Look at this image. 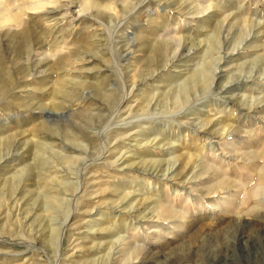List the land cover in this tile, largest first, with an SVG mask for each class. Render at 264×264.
I'll return each instance as SVG.
<instances>
[{"label":"rangeland","instance_id":"obj_1","mask_svg":"<svg viewBox=\"0 0 264 264\" xmlns=\"http://www.w3.org/2000/svg\"><path fill=\"white\" fill-rule=\"evenodd\" d=\"M68 1H70V2H68ZM79 1L80 0H59L57 3L58 9H59V10H57V12L59 13V15H58V13L55 14L54 18L51 20L53 22L50 21V25H48V27H51V25L54 22H56L54 25L55 27H53V30L54 31L58 30L59 31L58 34L61 33V31L63 32V30H64L69 35V36L67 35L66 41H72L75 38V36L79 34L78 31L80 29V25L78 24V22L83 21V19L85 18L86 23L87 24L90 23L89 30H91L92 32L95 33V36L93 35L94 37L91 36V38L92 39L97 38V42L99 41V43H100V44L98 43L97 44L98 46H97L96 42L95 43L93 42L95 44V47L96 48L99 47V49H100V48H102V46H104L102 48L103 50L100 49L99 52H101V51L103 52L105 50L107 52L111 51V53L109 52V54H111L113 56V58H111V59L107 58V59L103 60L104 65H102L103 67H101L102 69H100V70L96 66L97 63L95 62L96 60H95V57L93 56V50H91V51L89 50L88 51L89 53H87L86 57L84 59H79L77 61L76 66L74 67L75 68L74 70H76L75 73L78 72V73H76L78 75V78L77 77H75V78L79 79V80H88L89 79V80L93 81L94 79H91V78L93 76L99 75V72H105V73L108 72L109 73L108 77L106 78L107 82H105V83H108V82L109 83L108 84L104 83L106 88L108 86L109 87L107 89L105 88L106 90L105 89H103V90L105 92L107 91V93H110V92L112 93V96H113L112 101L108 105H106L105 103H104L105 105H103V104L94 103L93 98L87 97L84 99V102H82V104L84 103L82 109L85 108L88 111L91 110L90 112H101L103 114V122L109 118L108 119L109 122H108V126L106 127L107 129L105 131V134L107 135L108 141H110V142H108L109 145H107V148L103 151V153H101L99 155V157L96 154H98V151L102 152L101 148H99V147L92 148L93 149L92 155L94 156L93 158L95 160L89 164V166H90V167H88L89 173L85 174L86 175L85 177L88 176L87 178H90V183H89V186H88L87 192H86L87 194H85V192H84L83 194H81L79 196L78 202L73 206L72 210L70 209L72 207V205H71V202L69 201V199H70L69 195H71V192H69V190H66L65 188L59 187V185H55V189H57V191L60 190L58 193V195H59L58 197H61L63 195V193H65L64 196H65V198L68 197V198H66L68 200H67V202H62L61 205H59L60 204L59 203L57 206H54L49 210L42 209V207L40 205L42 203L41 202L42 196L38 195V194H40V191H38V190H33L34 192L27 193V194L24 192V194L26 196H24V194L22 196V194L19 191L14 196L15 198L14 197L9 198L8 192L6 189V185H8V184L5 181H3V178L6 177L8 174H10L12 171H7L5 169H7V167H9V169L13 170V169L21 166V164H23L24 162L32 161L31 158L34 154L32 152V150L34 151V149L32 148L30 150V147H29L30 145H28V146L22 145L20 143L18 144L17 142L9 143L11 146L9 144L8 145L6 144L7 145L6 146L4 143L2 144L0 142V148H1L0 152L3 155H5L7 153V155L5 157L0 159V188H1L2 193L5 192L4 194H2V196L0 198V207L3 208V209L0 208V226L2 227V228L0 227V236H1L0 237V247H1L0 248V264H52L54 262V258H55V244H54V241L49 236L48 224L50 225V223H52V225H54V224L58 225V223L62 222L65 219L64 217H66L67 213L70 211L73 212L74 217L72 220H70L71 224H67V226H65L63 234H62L63 238H62V244H61V255H62L61 257L63 258L62 260H65L64 264H73L77 258L78 259L81 258L80 259V260H82L81 263L86 264L87 259H85V258L89 259L91 257L96 256V254L99 253V251H97L98 249H97L96 245L99 244L98 242H104L107 239L106 238L102 239L100 237L103 233H101L97 229H95L96 226L94 223L101 222V221H103L104 218L108 220L107 223H109V219L112 218L111 219V222H112V220L114 219V215L117 214L118 210H120V216L122 214V216L126 217L127 219L130 216L134 217V213H130L129 210L127 209V204L129 202L128 200L133 201L135 199L136 201L135 202L133 201V202L137 204L138 201H140L141 196H143L142 193L145 191L146 192L149 191L150 187L154 186L153 184L149 185L148 180L142 181L139 184H135V182H131L129 179H127L129 177V175L124 174L123 177H120L118 175L119 173L117 172L116 169L118 168L117 165L120 164L119 162L122 161L121 160L122 157L119 155L121 150H122L121 155L122 156L124 155L125 162L122 161V164H120L118 166H120L124 171H128L127 167H130V165H133L132 163H134V166H131V167L136 168V166H138V167H140V170H141L143 165L141 164V162H138V161L142 158L143 159L146 158L147 160H148V158L151 159L153 157L158 158V159H168V158L170 159L175 154H178V151H179V149H177L178 144L183 141V137H185L186 134L192 135V133L195 129L200 128L201 130H204V129H210L212 131L214 130L212 134L216 138L223 137V136H224V138H226L228 134L231 135L230 133L236 132L235 129H233L229 133L230 128H229V130L228 129L222 130L220 128V126L223 125L224 118H226V117H229L232 120V124L240 126L241 129H248V131L253 134V138L255 137L254 140H257V139L259 140L260 138H264V135H263L264 134V119H263L264 118L263 117L264 116V78H263L264 77V59L262 60V58H264V53H261V52H264V48H262L260 46H257L256 48H252L249 46H245L243 44L242 45L238 44L234 40L232 41V39H231V40L222 42V43H225V45L221 44L222 49H220L218 46L219 42H216L217 46L214 45L215 47H212L213 48L212 52H211V50L208 51L209 45L211 42V39H209L210 38L209 34L211 32L210 30L213 28L215 23H218L219 21H221L223 19L224 15H225L226 21H224L225 24L223 22L224 25H222V23H221L222 28H223L221 30V34L226 33V28H227L229 22H233V26H232L233 28L231 27L230 33H229V36H231L234 33V31L236 33L239 30V28L242 25V22L246 21V22H248V24L251 23L252 26L255 24L252 28H254L256 26L254 29H251V32H250L251 35L258 36L257 33L259 35H262L264 33V30H263V28H264V25H263V23H264V18H263L264 17V8H263L264 7V0H247V1L246 0H225V2H224V0H223V2H222V0H210V1L209 0H198V1L197 0H190V1L189 0H183V1L179 0L180 2L178 0H129V2L126 5H123L122 9L118 12L117 16L111 17V19L107 18V13L106 14H104V13L100 14V13H97L96 11H94L93 9H91V11H89V12H87L86 10L85 11L82 10L79 7L80 6ZM118 1H120V0H118ZM161 1H163V2H161ZM174 2H177V3L174 4ZM182 2H183V5H182ZM207 2H209V4L212 5L211 6L212 8L211 7H208L209 9L206 8V6L208 5ZM220 3H222V4H220ZM196 4L198 5V7ZM214 4L216 5V7ZM135 5L138 6V8ZM67 6L69 8H71L73 10V12H70L71 9L69 10L67 8ZM146 7H148V8H146ZM160 8H164V12L166 13L165 16H167L166 23L168 25H166V27L164 29L165 30L164 32L166 33V38L168 36H170L173 32L175 33L176 31H177L176 34H179L181 32L179 35H182L183 38H185L186 43L185 42L183 43L182 53H181V55L180 54L177 55L174 58V60L170 61L165 67H158L157 68L158 71L154 72L151 75L152 78H151V76L146 75V73L144 74V75H146L145 79H143V75L134 76L135 78L132 79V81H129L131 83V84L129 83V87L128 86L124 87V84L122 83V82H124L123 79L120 77L117 78V76L115 75V71H116L115 66L117 68H119V70H120V72H122L124 78L127 79V76H129V74L131 73L129 71L131 69V67L133 68L135 66V64L137 67L138 62L140 64L143 63V62H141L143 60L142 55H144L145 52L149 53V50L144 51V49H142L138 45L139 41L138 40L135 41L132 38H134L133 36H135L137 34V30H138L137 28H140L141 30H146L145 28H147V30L149 29L150 24L148 23V21L145 17L146 12L150 11V13H153L155 16V14L160 11ZM221 8H225V10L221 9ZM228 8H229V10H227ZM213 10H215V11H213ZM129 12H131V13H129ZM136 12H137V14H136ZM224 12H225V14H224ZM236 12H238V13H236ZM71 13L73 16L71 15ZM211 14H212V18L210 17ZM186 15L189 16L190 18L187 17ZM198 15H199V19L194 18L195 16H198ZM201 15H203V16L201 17ZM237 15H238V17H237ZM124 17L126 20L123 19ZM242 18H244V19L246 18V19L242 20ZM73 19H75L76 21ZM171 19H172V21H171ZM247 19L250 22L247 21ZM90 20H91V22H90ZM144 20H146V21H144ZM120 21H121V23H120ZM237 23H239V25H237ZM80 24L82 26V23H80ZM116 24L118 25V27L115 30H113L115 28ZM145 24H147V25H145ZM200 25H202L203 27H201ZM211 25H212V27H211ZM71 28H72V30H71ZM100 29H101V31H100ZM173 29H174V31H173ZM91 31H88L86 29V30H82V33L88 34ZM133 33H134V35H133ZM160 33H161V31H159V29H153L152 32L148 33V36L152 39L158 38ZM98 34H100V35L98 36ZM119 34L120 35L122 34V36H120ZM204 34H206V35H204ZM59 36H60V34H59ZM207 36H208V38H207ZM196 37H197V39H196ZM203 37H205V38L203 39ZM189 38H191V39H189ZM202 39H203V41H202ZM206 40H208V41H206ZM63 42L64 41H61L60 43L62 44ZM194 42L197 44H195ZM192 43L195 45H193ZM206 43L208 44V46ZM212 43H213V41H212ZM234 44H236V45H234ZM129 45H130V47H129ZM232 47H234L233 50L231 49ZM0 48H1L0 49V51H1L0 55L2 56L3 64L4 65L7 64L8 66L14 65L15 61L13 60V55H12L13 52L6 50L3 45ZM42 48H45V47H42ZM109 48L111 50H109ZM126 50H127V52H125ZM228 50L229 51L231 50L233 53L232 52L230 53ZM207 51H208V53H207ZM226 51H227V54H226ZM47 52H48V48H47ZM194 52H196V53H194ZM126 53H127V55L124 56ZM198 53H200V54H198ZM217 53H218V55L220 54L222 56V58H221L222 61L219 59L220 55L218 56ZM150 54H152V52H150ZM212 54H213V56H212ZM90 55H91V57H90ZM186 55L188 58L186 57ZM192 55H193V57H192ZM202 55H203V58H202ZM223 55H224V57H223ZM137 57L141 61H139V59ZM254 58H255V60H254ZM5 59H6V61H5ZM195 59H196V61L198 59L199 60L196 62ZM123 61H124V63H123ZM179 61L183 62V63H180ZM247 61H249V63ZM115 62L117 63L116 65H115ZM134 62H135V64H134ZM230 62H233V63H230ZM175 63H176V65H175ZM187 63H189V64H187ZM217 63L219 66H218V68H215L214 70H216V69L218 70L219 68H221L223 70L218 71V72L216 70L217 78L211 84L210 88H206L205 90L200 91L195 96L191 97L188 101H184L180 106H176L177 104L176 105L172 104V99L165 97V93L168 91V89L169 88H171V89L175 88L178 85V83L184 77L189 75V73L191 72L192 69H194V67H200L201 64L202 65L205 64L206 66H208L210 68L211 67L214 68V64L216 65ZM223 64H224V66H223ZM191 65L192 66L195 65V66H193L191 68ZM228 65H230V66H228ZM241 66H243V67H241ZM250 66H251V69H250ZM92 67H94V68H92ZM107 67H109V68H107ZM257 71H259V72H257ZM93 72H95V73H93ZM128 72H129V74H128ZM167 72H170L169 75L166 74ZM173 72H176L177 75H173ZM226 72H227V74H226ZM247 72H248V76H247ZM49 74H51V73H49ZM223 74H225V76ZM42 75H44V74H42ZM115 76H116V78H115ZM230 76L231 77L233 76V79ZM154 77H156V78H154ZM80 78H82V79H80ZM83 78H86V79H83ZM108 79H110V80H108ZM224 79H227V80H224ZM21 80L22 79H20L19 81L17 80L16 82L18 84L25 82V79H23L22 81ZM30 80H32V78ZM118 80H119V82H118ZM246 80H248V81H246ZM167 81H168V83H165ZM240 81H242V82H240ZM159 83L161 85L158 86ZM223 86H224V88H223ZM254 86L256 88H254ZM77 87L78 86L73 84V83L72 84L67 83V88L68 89L70 88L72 93L75 95L79 91V87L78 88ZM112 87L114 88V90H112L113 89ZM16 88H18V89H16ZM16 88H15L16 90L13 89V91L12 92L10 91L7 96L2 97V99H0V136L2 135V131H4V130L5 131H8V130L18 131L19 129L26 128V127L31 128L38 121V119H45V117L48 120H52L55 118L61 119V118L49 115L50 113H48L46 111L47 110L46 109L44 111L42 110V112L45 115L41 116L40 118L39 117L35 118L36 120H33L32 121L33 123H31V124L29 123L27 125H24V124L22 125V119H25V118L31 119L32 117H34V115L36 113H38V110L36 108H34L37 104H41V103L44 104L47 102L46 105L49 103L48 106L52 107L51 103L53 101V98H51L50 95L45 96L46 94H43V92L40 89L37 90L39 92L38 93L37 91L36 92H30V91L24 92V89H19V87H16ZM136 88H138L140 90V92H138L139 90ZM25 89H27V88L25 87ZM160 89H161V91H160ZM126 90H127V92H126ZM147 90H149V91L147 92ZM259 90H261V91H259ZM156 91H158V92H156ZM240 91H242V92H240ZM159 92H161V93H159ZM122 94L127 95V96H125V100L123 103L125 104V108L127 107L128 109L126 108L124 111H122L121 115L112 113V112H114L113 110L116 107V105L120 102V100L123 96ZM204 94H206V95H204ZM92 95L94 96V93L91 94V97H92ZM212 95H214V96H212ZM215 95L218 99L215 97ZM232 95L234 96V98ZM241 95H242V98H241ZM250 95L253 99L250 97ZM20 96L24 97L27 102H30V104L27 105L28 108L24 107L23 111H22V107L17 105V103L20 101V98H19ZM47 97H50L51 100ZM3 99L5 101H3ZM134 99H136V100L134 101ZM226 99L230 102V104L228 103V106L231 105L232 108H234L233 113L229 114L228 116L224 112L216 111L219 109L218 108L219 106H217L218 103L221 102L222 100H226ZM89 100H91V101H89ZM149 100H151V101L147 106V103L149 102ZM163 100H164V103H163ZM38 101H39V103H38ZM137 101H138V103H137ZM90 102H92V103H90ZM104 102H106V100ZM240 102H241V105L239 104ZM91 105L93 107H91ZM249 105H252V106H249ZM68 106H71V107L73 106L74 108H78V106L75 104L74 101L71 105L69 104ZM212 106L214 108H212ZM247 106H249V107H247ZM19 107L21 109H19ZM158 107L160 108V110ZM180 109H181V111H180ZM165 110L167 113L165 112ZM245 110H247V111H245ZM173 112L175 114H173ZM213 112H218V113H216V115H215V114H213ZM178 113L180 114V116H178L179 115ZM207 113H210V115L212 117L210 122H205V120H206L205 116ZM19 114L24 115V116H20ZM159 114H162V115H159ZM187 114H188V117L186 116ZM190 115H192V119L190 118ZM251 115H252V117H251ZM196 116L197 117L199 116L200 119H199V117L197 119ZM140 117H142V118L144 117V119H142ZM122 119H123V122H125V123L122 122ZM179 119H184V120H179ZM185 119H188L189 123ZM213 119L214 120L216 119L215 121H218V122H215ZM234 119H236V120H234ZM77 120H78V122H80V124L83 125L84 120L87 121L88 118L82 117V118H77ZM126 121H127V123H126ZM176 121H177V123H176ZM179 121H181V122H179ZM194 122L197 124H195ZM200 122H202V123L204 122V123L201 124ZM15 123H18V125H19V127H17V129L14 128V126H16ZM236 123H238V124H236ZM258 123H260L261 125ZM213 125H214V127H213ZM247 127H249V128H247ZM251 127H253V128H251ZM260 128H262V129H260ZM136 129H138V130H136ZM217 129H219V130H217ZM215 130H217V131H215ZM240 131L241 130H239L240 136L236 135V137L243 138L244 133L246 131L245 130H244V132L241 131L243 133H241ZM216 133H217V135H216ZM214 136H213V138H215ZM202 141L203 142L206 141L205 138H202ZM142 142H143V144H141ZM58 143L59 142L54 144L55 147L53 146L57 150H60V148H62L63 146L67 147V145H68L66 142H64V143L67 145L60 142L59 144L62 146H60ZM240 143H241V145H244L243 142H240ZM157 144L158 145L160 144L161 146L160 145L158 146ZM1 145H3V146H1ZM208 147L209 146H207V150H206L207 152H205V155L212 156L210 150L208 153ZM92 149H90V150H92ZM107 149H110V150H107ZM150 149H152V150L150 151ZM70 152H71V154L74 153L70 149L64 150V153H66V154L67 153L70 154ZM147 152H150V154H147ZM154 152L155 153L159 152V153L155 154ZM206 153H208V154H206ZM47 154H48L47 152H45V153L42 152L43 156H47ZM116 155H117V158H116ZM140 157H142V158H140ZM155 158H153V159H155ZM102 159H103V161H102ZM111 159L113 160V164H112ZM132 159H133V161H132ZM21 160H24V162L20 163ZM99 160H101V161H99ZM127 161H128V163H127ZM129 162H132V163H129ZM165 162L166 161H162L158 164L156 163V165L155 164H153V165L155 167H159V169L161 168L159 170V171H161L166 166ZM150 163L151 162H149L148 165L147 164H144V165L150 166ZM114 164H116V166ZM125 164L128 166H126ZM138 164H140L142 166H140ZM32 165L34 166V163ZM230 165L233 168H231L232 170H229V171L230 172L234 171V173L233 172H231V173L235 176H237V173L239 176L240 172L245 171L243 166H242L243 169L242 168L240 169L238 164H236V165L233 164V161L230 163ZM72 166L75 167L76 169L71 171L68 168L61 167L60 169H58V171L55 172V175L58 178L63 177V180L65 182H67V181L78 182L77 180H79V168L81 167V163H79L78 165H72ZM50 168H52V167H50ZM102 168H105V169H102ZM106 169L108 171H106ZM59 170H61V171H59ZM237 170H238V172H237ZM63 171H64V174H63ZM93 172L97 175H94ZM138 177H139V179H137ZM138 177L136 178V181L141 180V179H145V177H143L140 173H139ZM162 177L166 178L165 176H162ZM240 177H242V175ZM93 178H96V179H93ZM108 178H110V179H108ZM115 178H116V180H115ZM103 180L104 181L106 180V181L104 182ZM108 182H109V184H108ZM110 183H111V185H110ZM132 183H133V185H132ZM115 184H117V185H115ZM154 184H155V181H154ZM131 185H132V187H131ZM115 186H116V189H115ZM125 187L127 188V190L124 189ZM118 188H120V189L118 190ZM70 189H73V184L70 187ZM102 189H104V190H102ZM133 189H135V191L136 190L137 191L134 192ZM114 190L120 191V193H121V190L122 191L124 190L123 192H126V191L129 192V196H131L132 194L133 195L131 197H128L127 198L128 200L123 199V197H122L121 201L119 202V205L114 207V203L110 202V200L112 198L116 197V199H117L116 194H114ZM35 191H36V193H35ZM57 191L54 190L55 193ZM88 192H90V194ZM131 192H132V194L130 195ZM60 194H62V195H60ZM173 194L174 193L171 192L172 197H173ZM20 196H22L24 198H22V197L19 199L16 198V197H20ZM34 196H36V197H34ZM109 196L112 198L110 199ZM118 196H120V195H118ZM26 197L28 198V200ZM30 197H32V198H30ZM174 198H175V200L173 202L176 204H181V203L183 204L186 201L183 198V194H181L180 192L176 195V197L174 196ZM23 199H25L26 201ZM32 199L34 200V202ZM19 200H21V201H19ZM205 200H207L206 197L201 198L198 202H196L195 208L191 207L189 202L186 201V205H189L188 213L186 215V218L184 219V223H183L182 227L179 228L178 231H174L175 234H173V233L171 234V235H175V236L166 237L165 232H164V229L166 230V228L163 227L164 225H162V227H155L154 228L153 226L150 225V223L152 221H148L147 223H145L148 228L146 229V227H145V229H144L145 231L143 233L144 234L145 233L151 234V232H152L151 235H153V238L149 237L151 240L149 239L150 242L149 243L147 242L145 244V246H146L145 248L147 250L145 249L142 252L143 255L141 254L142 256L140 255L137 260H133L128 264H264V206L260 207L258 209L260 211L255 212V214L252 212L251 215H244V217H240V218H237V216H230V217L225 216L222 218V220L218 221L217 218H215V215L203 211L205 206H206ZM105 202L107 204H105ZM108 202H109V205H108ZM30 204H32V205H30ZM121 204H122V206H121ZM26 205L30 209L29 208L27 209ZM107 205H108V207H107ZM109 206H110V208H109ZM123 206H126V207H123ZM144 206L145 205H142V204L138 205L137 209L146 211L147 209H145ZM10 207H12V210ZM33 208L35 209V211ZM115 208H117V210ZM86 209H89V210L87 211ZM42 210H44V211H42ZM38 211L40 212V214H38L39 217H37V216L34 217L33 212L38 213ZM78 211H80V212H78ZM102 212H103V215H100L102 218L99 216L98 219L95 220V218ZM26 214L29 217H27ZM257 214H260V215H257ZM13 215L16 217L14 218ZM55 215H57V216H55ZM25 216H26V218H25ZM52 216L54 217V219ZM43 217H45V218H43ZM191 217L193 220L191 219ZM48 218H50V219H48ZM134 218L136 219V221H139L138 224H140L141 221L147 220V218L140 217L139 215L135 216ZM248 218L250 219L249 221H247ZM46 219H47V221H46ZM153 220H155V217H153ZM230 220H231V222H230ZM153 222L155 223L156 221H153ZM242 222H244V225H246V226L241 228L238 225H239V223L241 224ZM249 222H251V223L249 224ZM2 223H3V225H2ZM118 223H119V220H116V224H118ZM39 224H41V225H39ZM235 225L239 229H237ZM12 226H14V227H12ZM150 227L154 228L153 229L154 231H152V229L150 230ZM160 228L162 230H160ZM44 229H46V230H44ZM239 231H243L242 235H244V237L240 238V235H237L239 233ZM136 232H138L140 235L142 234L141 230H137ZM120 233H123V232H120ZM70 234H71V236H72V234L74 235V236H72V238H73L72 244H74L73 248H71V245L69 244L70 243V241H69L70 240L69 239ZM168 234L169 233H167V235ZM35 235H37V236H35ZM48 237H50V238H48ZM87 237H88V239H87ZM249 237H250V239H249ZM13 238H15V240ZM67 238H68V240H67ZM98 239L99 240L102 239V240L98 241V242L95 241ZM90 240L94 241V243H92ZM206 240H208L209 245H205ZM90 242H91V244H90ZM94 244H96V245H94ZM75 246L76 247L82 246V247H80L81 249H79V248L77 249ZM68 248H70V249H68ZM89 248H91V249H89ZM171 249H172V251L175 250L177 252L183 251L182 252V254L184 255L183 258L181 257V258H179V260H175L172 254L168 255V253L171 251ZM69 253H72V254H69ZM225 254H227V256ZM89 255L91 257H89Z\"/></svg>","mask_w":264,"mask_h":264},{"label":"bare ground","instance_id":"obj_2","mask_svg":"<svg viewBox=\"0 0 264 264\" xmlns=\"http://www.w3.org/2000/svg\"><path fill=\"white\" fill-rule=\"evenodd\" d=\"M58 1L59 0H0V47L3 45L6 50H8L10 52H13V54H12L13 55V60L15 61V62L13 61L15 63L14 65H9V66L7 64L4 65L3 61H2V56L0 55V99H2V97L7 96L10 91L11 92L13 91V89L14 90L18 89L16 87H19V89H24V92H27V91L36 92L38 89H40L43 92V94H46L45 96H49L50 95L51 98H53V101L51 103L52 107L48 106L49 103L46 105L47 102L44 103V104L43 103L37 104L36 106L34 105L35 106L34 108H36L38 110V113H36L34 115V117H32L31 119H28V118L22 119V125L23 124L27 125L29 123L31 124V123H33L32 122L33 120H36L35 118H37V117L40 118L41 116L45 115L42 112V110L44 111L46 109H47L46 111L48 113H50L49 115L61 118V119L55 118V119H52V120H48L45 117L46 120L45 119H38V121L34 125L32 124L33 127H31V128L25 126L26 128L19 129L18 131H16V130L5 131L4 130V131H2V135L0 136V142L2 144L4 143L5 145L6 144L8 145L9 143L17 142L18 144L20 143L22 145H27V146L30 145L29 146L30 150L32 148L34 149V151L32 150V152L34 153L32 158H31L32 161L24 162V160H21L20 163L24 162L23 164H21V166L15 168L13 170L9 169V167H7V169H5L7 171H12L7 176L5 175L6 177H4V178L2 177L3 181H5L8 184V185H6V189H7L9 198L10 197H14L19 191H20V193L23 196L24 192L27 194V193L34 192L33 190H38V191H40V194H38V195L42 196V201H41L42 203L40 205H41L42 209H44V210L45 209L49 210L52 207L57 206L59 203H60L59 205H61L62 202H67V200H68V199H66L68 197L65 198V196H64L65 193H63V195L60 194L62 196L58 197L59 196L58 193H59L60 190L57 191V189H55V185H59V187L65 188L66 190H69V192H71V195H69L70 196L69 201L71 202V205H72V207L70 208L71 210L73 209V206L78 202L79 196L81 194H83L84 192H85V194H87L86 192H87V188H88L89 183H90V178H87L88 176L85 177L86 176L85 174L89 173L88 172V167H90L89 164L95 160L93 158L94 156L92 155V151H93L92 148H96V147L101 148L102 152L98 151V154H96L99 157V155L101 153H103V151L107 148V145H109L108 142H110V141H108L107 135L105 134V131L107 129L106 127L108 126V122H109L108 119L109 118L106 121L103 122V114L101 112H90L91 110L88 111L85 108L82 109L83 104H84V103L82 104V102H84V99L88 97V98H93L94 103L108 105L112 101V98H113L111 92L107 93V91L105 92L103 90V89L106 88L104 83L107 82L106 78L109 75L108 72H107L108 74L105 73V72H99V75L93 76L91 78V79H94L93 81L89 80V79L88 80H79V79L75 78V77L78 78V75L76 74L78 72L75 73L76 70H74L75 69L74 67L77 64V61L79 59H84L86 57L87 53H89L88 52L89 50L90 51L93 50V56L95 57V60H96V61L95 60L94 61L97 63L96 66H97V68L99 70L102 69L101 67H103L102 65H104L103 64V60H105L107 58L111 59V58H113V56L111 54H109V52L111 53V51L107 52L105 50L106 52L105 51L99 52L100 49H102L104 46H102V48H100V49H99V47L98 48L95 47L94 43L96 42V45H97L99 43V41L97 42V38L96 39L95 38L94 39L91 38V36H93V35L95 36V33L92 32L91 30H89L90 23L87 24L85 18L83 19V21H80V22L77 21L78 24L80 25V29L78 31L79 34L76 35L75 38L72 41H66L67 40L66 37H67L68 34L64 30H63V32L61 31V33H59L60 36L58 34V32H59L58 30H55V31L53 30V27H55L54 25H55L56 22H54L51 25V27H48V25H50V21L54 18L55 14L58 13L57 12V10H59L58 6H57L58 5L57 4ZM180 1H183V0H180ZM68 2H70V1H68ZM79 2H80V6L79 7L82 10H84V11L86 10L87 12H89V11H91V9H93L94 11H96L97 13H100V14H103V13L106 14L107 13V18L111 19V17L117 16L118 12L122 9L123 5H126L129 2V0H120V1H118V0H80ZM161 2H163V1H161ZM222 2H223V0H222ZM224 2H225V0H224ZM175 3H177V2H174V4ZM207 3H208V5L206 6V8L212 6L211 4H209V2H207ZM220 4H222V3H220ZM182 5H183V2H182ZM136 7L138 8V6H136ZM197 7H198V5H197ZM215 7H216V5H215ZM67 8L69 10L71 9L68 6H67ZM146 8H148V7H146ZM225 8H221V9L225 10ZM227 10H229V8ZM213 11H215V10H213ZM70 12H73V10L71 9ZM129 13H131V12H129ZM236 13H238V12H236ZM136 14H137V12H136ZM165 14L166 13L164 12V8H160V11L157 12L155 14V16H154L153 13H150V11L149 12L147 11L146 14H145V17H146L148 23L150 24L149 25L150 26L149 29L147 30V28H145L147 30L146 31V30H141L140 28H137L138 29L137 30V34L135 36H133L134 38H132L135 41L136 40L139 41L138 45L142 49H144V51H148L149 50V53L145 52L144 55H142L143 56V58H142L143 60L142 61L137 57L139 59V61H141L143 63L140 64L138 62V66L136 67V64L134 62L135 66L133 68L131 67V69L129 70L131 73L129 74V72H128L129 76H127V79L124 78V76H123L122 72H120L119 68H117L115 66V68H116L115 75L117 76V78L120 77V78L123 79L124 82H122V83L124 84V87L125 86L129 87V83H130L129 81H132V79L135 78L134 76L143 75V79H145L146 75L151 76L154 72L158 71V69H157L158 67H165L170 61L174 60V58L177 55H179V54L181 55L182 49H183V43L185 42V38H183L182 35H179L181 32L179 34H176L177 31L175 33L173 32L171 34L172 36L170 35V36H168L166 38V33L164 32L165 31L164 29H165L166 25H168V24L166 23L167 16H165ZM224 14H225V12H224ZM58 15H59V13H58ZM71 15H72V13H71ZM202 16L203 15H201V17ZM187 17H189V16H187ZM210 17L212 18V14H211ZM237 17H238V15H237ZM194 18L199 19V15L195 16ZM123 19H125V17ZM245 19L242 18V20H245ZM73 20H75V19H73ZM144 21H146V20H144ZM171 21H172V19H171ZM224 21H226L225 20V15L223 16V19L221 21H219L218 23H215L213 28L210 30L211 32L209 34V37H210L209 39H211V42H210L208 51L211 50V52H212V49H213L212 47L217 46L216 42H219L218 46H219L220 49H222L221 48V46H222L221 44L225 45V43H222V42L223 41H228V40H231V39H232V41L234 40L236 43L241 44V45L243 44L245 46H249V47H252V48H256L257 46H260V47L264 48V33L262 35H259L257 33L258 36L251 35V33H250L251 29H254L256 27L255 26L254 28H252L255 24L252 26L251 23L248 24V22H246V21L242 22V25L239 28V30L237 29L238 31L236 33L234 31V33L231 36H229L230 29L233 26V22H229V24H228V26L226 28V33L225 34H221V30L223 29L222 25L225 24ZM247 21H249V20L247 19ZM51 22H53V21H51ZM90 22H91V20H90ZM223 22H224V24H223ZM80 23H82V26H81ZM120 23H121V21H120ZM221 23H222V25H221ZM145 25H147V24H145ZM212 25H211V27H212ZM237 25H239V23H237ZM263 25H264V23H263ZM200 26L203 27L202 25H200ZM117 27H118V25L116 24L115 28L113 30H115ZM86 29L88 31H91V32H89L88 34L82 33V30H86ZM153 29H159V31H161L160 35L158 34L159 35L158 38H153L152 39V38H150L148 36V33L152 32ZM71 30H72V28H71ZM263 30H264V28H263ZM100 31H101V29H100ZM173 31H174V29H173ZM99 35L100 34H98V36ZM133 35H134V33H133ZM204 35H206V34H204ZM120 36H122V34ZM204 38L205 37H203V39ZM207 38H208V36H207ZM189 39H191V38H189ZM196 39H197V37H196ZM203 39H202V41H203ZM61 41H64V42L61 44L60 43ZM206 41H208V40H206ZM212 41H213V43H212ZM195 44H197V43H195ZM195 44H193V45H195ZM234 45H236V44H234ZM207 46H208V44H207ZM42 47H45V48H42ZM129 47H130V45H129ZM47 48H48V52H47ZM231 49L233 50L234 47H232ZM109 50H111V49L109 48ZM127 50L125 52H127ZM208 51H207V53H208ZM150 52H152V54H150ZM229 52L231 53L232 51L230 50ZM194 53H196V52H194ZM261 53H264V52H261ZM198 54H200V53H198ZM226 54H227V51H226ZM126 55H127V53L124 56H126ZM217 55H218V53H217ZM212 56H213V54H212ZM90 57H91V55H90ZM186 57H187V55H186ZM192 57H193V55H192ZM223 57H224V55H223ZM202 58H203V55H202ZM221 58H222V56L220 55L219 59L222 61ZM263 59L264 58H262V60ZM254 60H255V58H254ZM5 61H6V59H5ZM124 61H123V63H124ZM195 61H196V59H195ZM247 62L249 63V61H247ZM180 63H183V62H180ZM230 63H233V62H230ZM116 64L117 63L115 62V65ZM187 64H189V63H187ZM175 65H176V63H175ZM193 66H195V65H193ZM193 66L191 65V68ZM218 66L219 65L217 63L216 65L214 64V68H212V67L210 68V67L206 66L205 64H203V65L201 64L200 67H194V69H192L190 73L188 72L189 75L184 77L178 83V85L175 88H173V89L169 88L168 89V91L165 93V97L166 98H171L172 99V104H174V105L177 104L176 106H180L184 101H188L191 97L195 96L200 91H203L206 88H210L211 84L217 78V72L223 70V69L219 68L218 70L216 69L217 70V72H216V70H214V69L218 68ZM223 66H224V64H223ZM228 66H230V65H228ZM243 66H241V67H243ZM92 68H94V67H92ZM107 68H109V67H107ZM250 69H251V66H250ZM257 72H259V71H257ZM49 73H51V74H49ZM93 73H95V72H93ZM145 73H146V75H144ZM169 73L170 72H167L166 74L169 75ZM42 74H44V75H42ZM226 74H227V72H226ZM173 75H177V73L173 72ZM223 75L225 76V74H223ZM116 76H115V78H116ZM247 76H248V72H247ZM31 78H32V80H30ZM151 78H152V76H151ZM154 78H156V77H154ZM231 78L233 79V76ZM20 79H22V80L25 79V82L18 84L16 81L17 80L19 81ZM80 79H82V78H80ZM83 79H86V78H83ZM108 80H110V79H108ZM224 80H227V79H224ZM246 81H248V80H246ZM118 82H119V80H118ZM240 82H242V81H240ZM67 83H71V84L73 83V84H75V85H77L79 87V91H78V93L76 95L72 93L70 88L69 89L67 88ZM108 83H105V84H108ZM165 83H168V81L165 82ZM159 85H161V84L159 83L158 86ZM25 87L27 89H25ZM223 88H224V86H223ZM254 88H256V87L254 86ZM136 89H138V88H136ZM112 90H114V88ZM148 91L149 90H147V92ZM160 91H161V89H160ZM259 91H261V90H259ZM126 92H127V90H126ZM138 92H140V90ZM156 92H158V91H156ZM240 92H242V91H240ZM92 93H94V96L92 95V97H91ZM159 93H161V92H159ZM126 94L122 96L120 102L116 105V107L113 110L114 112H112V113L121 115L122 111H124L127 108V107L125 108V104L123 103L124 100H125V96H127ZM204 95H206V94H204ZM216 95H215V97H216ZM212 96H214V95H212ZM250 97H251V95H250ZM19 98H20V101L17 103V105L22 107V111H23L24 107L28 108L27 105L30 104V102H27L25 100V98L22 97V96H20ZM47 98L50 99V97H47ZM233 98H234V96H233ZM241 98H242V95H241ZM105 100H106V102H104ZM135 100L136 99H134V101ZM164 100H163V103H164ZM3 101H5V100L3 99ZM73 101L78 106V108H74L73 106L72 107L68 106L69 104L71 105L73 103ZM89 101H91V100H89ZM150 101L151 100H149V102L147 103V106L150 103ZM38 103H39V101H38ZM90 103H92V102H90ZM137 103H138V101H137ZM228 103L230 104V102L227 99L226 100H222L221 102L218 103L217 106H219L218 107L219 109L216 110V111L224 112L227 116L229 114L233 113L234 108H232L231 105L228 106ZM239 104L241 105V102ZM213 106H212V108H214ZM249 106H252V105H249ZM249 106H247V107H249ZM20 107H19V109H21ZM91 107H93V106L91 105ZM159 110H160V108H159ZM180 111H181V109H180ZM245 111H247V110H245ZM165 112H166V110H165ZM216 113H218V112H213V114H215V115H216ZM173 114H175V113L173 112ZM19 115L20 116H24V115H21V114H19ZM159 115H162V114H159ZM81 116L85 117V118L86 117L88 118V120L87 121L84 120V122L81 120L84 123L83 125L80 124V122H78V120H77V118H82ZM178 116H180V114ZM186 116L188 117V114ZM144 117L143 118L140 117V118L144 119ZM198 117H197V119H198ZM210 117H211L210 113H207L206 116H205V119H206L205 122H210L211 119H212V117L211 118ZM251 117H252V115H251ZM190 118L192 119V115H190ZM199 119H200V117H199ZM179 120H184V119H179ZM185 120L188 122V119H185ZM234 120H236V119H234ZM122 122H123V119H122ZM179 122H181V121H179ZM215 122H218V121H215ZM123 123H125V122H123ZM126 123H127V121H126ZM176 123H177V121H176ZM200 123L203 124L204 122L203 123L200 122ZM195 124H197V123H195ZM236 124H238V123H236ZM258 124H260V123H258ZM15 125L16 126H14V128L17 129V127H19L18 123H15ZM213 127H214V125H213ZM249 127H247V128H249ZM220 128L222 130H227V129L229 130V128H230L229 133L233 129H235L236 132L230 133L231 135L228 134L226 138H224V136L216 138L212 134L214 130L213 131L210 130V129L201 130L200 128L199 129H195V130L193 129L194 131H193L192 135L186 134V136L183 137V141L178 144V148H177V149H179L178 154H175L172 158H170V159L169 158L168 159H158V158L153 157L155 159H153V158L149 159L148 158V160H147L144 157L146 159L145 160L142 157H140L142 159H140L138 162H141V164L143 166L140 165V164H138V165L142 166L141 170H140V167H138V166H136V168L131 167V166H134V163H132V162H129V163H132L133 165H130V167H127L128 171H124L120 166H118V165L122 164V161L125 162V157H124V155L123 156L121 155V153H122V150H121L119 155L122 157V159H121L122 161L119 162L120 164L117 163L118 164L117 165L118 168L116 169L117 172L119 173L118 175L120 177H123L124 174L129 175V177L127 179H129L131 182H135V184H139L142 181H145V180L147 181L148 180L149 185L153 184L154 186L150 187L149 191H147V192L145 191V192L142 193L143 196H141L140 201H138L137 204L134 203L136 201L135 199L133 200L134 202L127 199L128 197H131L133 195L132 192L130 193V195L131 194L132 195L129 196V192H127V191L123 192L124 190L123 191L121 190L122 194L120 193V191L114 190V194H116L117 199H116V197L112 198V197L109 196L110 199L112 198L110 200V202L114 203V207L118 206L119 202L121 201V199L123 197V199H127L129 201L128 204H127V209L129 210L130 213H134V217L139 215L140 217L147 218V220L141 221L140 224H138L139 221H136V219L133 216H130L128 219L126 217L122 216V214L120 216V210H118L117 214L114 215V219L112 220V222H111L112 218L111 219L108 218L109 219V223H107L108 220L104 218L103 221L94 223L95 226H96L95 229H97L99 232L103 233L100 237L102 239L106 238L107 240H105L104 242H98V241H101L102 239L101 240H99V239L95 240V241H97L99 243L97 245L94 244V245L97 246L98 250L97 249L96 250L99 251V253L96 254V256H94V257H91L89 255V257H91L89 259L85 258V259H87V261H86L87 263L86 264H128V263H130L133 260H137L139 258V256L142 254V252L146 249L145 248L146 247L145 244L147 242L148 243L150 242L149 241L150 238H153V235H151L152 232H151V234H149V233H145L144 234L143 233L145 231L144 230L145 227H146V229L148 228L145 223H147L148 221H152L150 223V225L153 226L154 228L155 227H162V225H164L163 227L166 228V230L164 229L165 236L166 237L175 236V235H171V234L172 233L175 234L174 231H178L179 228L182 227V225L184 223V219L186 218V215L188 213L189 205H186V201L189 202L191 207L195 208L196 202H198L201 198H205L206 197L207 198V200H205L206 201V206H205L203 211L215 215V218H217L218 221L222 220V218L225 217V216H227V217L237 216V218H240V217H244V215H251L252 212L255 214V212L260 211L258 209L260 207L264 206V138H260L258 140L257 139L258 137H257L256 138L257 140H254L255 137L253 138V134L251 132H249L248 129H241L240 126L232 124V120L229 117L224 118L223 125H221ZM251 128H253V127H251ZM260 129H262V128H260ZM136 130H138V129H136ZM217 130H219V129H217ZM217 130H215V131H217ZM239 130H241L243 132H244V130L246 131L244 133V137L243 138L236 137V135L240 136L239 135L240 134ZM243 132H241V133H243ZM217 133H216V135H217ZM213 136L215 138H213ZM202 138H205L206 141L203 142ZM57 142H59V143L61 142L63 144H65L64 142H66L69 146L67 144H65V145H67V147L63 146L62 148H60L58 146L60 148V150H57V149L54 148L55 147L54 144L57 143ZM240 142H243L244 145H241ZM141 144H143V142ZM1 146H3V145H1ZM60 146H62V145H60ZM207 146H209L208 147V153H209V150H210L212 156L205 155V152H207L206 151L207 150ZM66 149H70L74 153L71 154V152H70V154H68V153L66 154V153H64V150H66ZM90 149H92V150H90ZM107 150H110V149H107ZM151 150L152 149H150V151ZM0 151H1V148H0ZM42 152H44V153L47 152L48 153L47 156H43ZM157 153H159V152H157ZM157 153H155V154H157ZM208 153H206V154H208ZM147 154H150V152H147ZM6 155H7V153L5 155H3L0 152V159L5 157ZM116 158H117V155H116ZM99 161H101V160H99ZM102 161H103V159H102ZM132 161H133V159H132ZM162 161H166L165 162L166 166H165V168L163 170L159 171L161 168L159 169V167H155L153 164L156 165V163L158 164V163H160ZM232 161H233V164H235V165L238 164L240 169L242 168V166L245 169L244 172H240L239 176H238V173H237L238 177L231 173V172L234 173V171H231V172L229 171V170H232L231 168H233L230 165V163ZM149 162H151L150 166L144 165V164L148 165ZM33 163H34V166L32 165ZM79 163H81V167L79 168V180H77L78 182H71V181L65 182L63 180L62 176H61L62 178H58L55 175V172L58 171V169H60L61 167H65V168H68L71 171H73L76 168L73 167L72 165H78ZM127 163H128V161H127ZM112 164H113V160H112ZM114 165L116 166V164H114ZM126 166H128V165H126ZM50 167H52V168H50ZM102 169H105V168H102ZM59 171H61V170H59ZM106 171H108V170L106 169ZM237 172H238V170H237ZM139 173L143 177H145V179H141V180H137L136 181V178L139 176ZM63 174H64V171H63ZM93 174L97 175L94 172H93ZM241 175H242V177H240ZM160 176L161 177L165 176L166 178H163V177L161 178ZM110 178H108V179H110ZM93 179H96V178H93ZM137 179H139V177ZM115 180H116V178H115ZM154 181H155V184H154ZM72 184H73V189H70ZM108 184H109V182H108ZM110 185H111V183H110ZM115 185H117V184H115ZM132 185H133V183H132ZM132 185H131V187H132ZM120 188H118V190ZM104 189H102V190H104ZM115 189H116V186H115ZM124 189L127 190L126 187ZM54 190H56L57 192L55 193ZM133 190H134V192L137 191V190L135 191V189H133ZM171 192L174 193L173 197L171 196ZM179 192L181 194H183V198L186 200L183 204L182 203L181 204H176V203L173 202L175 200L174 196L176 197V195ZM4 193H2L1 188H0V198H1L2 194H4ZM35 193H36V191H35ZM88 193L90 194V192H88ZM118 195H120V196H118ZM22 196L16 197V198L19 199ZM24 196H26V195L24 194ZM32 197H30V198H32ZM34 197H36V196H34ZM22 198H24V197H22ZM23 200H25V199H23ZM27 200H28V198H27ZM19 201H21V200H19ZM33 202H34V200H33ZM105 204H107V203L105 202ZM141 204L145 205L144 208L147 209L146 211L137 209L138 205H141ZM30 205H32V204H30ZM108 205H109V202H108ZM108 205H107V207H108ZM121 206H122V204H121ZM123 207H126V206H123ZM0 208H2V207H0ZM10 208L12 210V207H10ZM28 208L29 207L27 206V209ZM109 208H110V206H109ZM115 209L117 210V208H115ZM44 210H42V211H44ZM86 210L88 211L89 209H86ZM34 211H35V209H34ZM78 212H80V211H78ZM38 214H40L39 211H38V213H34L33 212L34 217H36V216L39 217ZM100 215H103V212L100 213L95 218V220H97ZM257 215H260V214H257ZM26 216H27V214H26ZM26 216H25V218H26ZM55 216H57V215H55ZM15 217L16 216H14V218ZM27 217H29V216H27ZM73 217H74L73 212L70 211V212L67 213L66 217H64L65 219L62 222L58 223V225H56V224L52 225V223H50V225H49L48 224L49 222L47 223L48 226H49V228H48L49 229V231H48L49 232V236L51 237V239L54 241V244H55V258L53 257L54 258V262L52 264H64V262H65V260H62L63 258L61 257L62 256L61 255V244H62V238H63L62 234H63L65 226H67V224H71L70 220H72ZM153 217H155V220H153ZM43 218H45V217H43ZM48 219H50V218H48ZM53 219H54V217H53ZM191 219H192V217H191ZM116 220H119L118 224H116ZM249 220L250 219L248 218L247 221H249ZM46 221H47V219H46ZM153 221H156V222L154 223ZM230 222H231V220H230ZM250 223L251 222H249V224ZM2 225H3V223H2ZM39 225H41V224H39ZM238 226L242 228V227H244L246 225H244V222H242L241 224L239 223ZM12 227H14V226H12ZM154 228L150 227V230L152 229V231H154L153 230ZM236 228H237V226H236ZM46 229H44V230H46ZM237 229H239V228H237ZM137 230H141L142 234L140 235L138 232H136ZM160 230H162V229L160 228ZM120 232H123V233H120ZM242 232L243 231H239V233L237 234V235H240V238L244 237V235H242ZM167 233H169V234L167 235ZM35 236H37V235H35ZM69 236H70L69 237V239H70L69 240L70 241L69 244L71 245V248H73L74 244H72V242H73L72 236H74V235L72 234V236H71V234H70ZM50 237H48V238H50ZM13 239L15 240V238H13ZM87 239H88V237H87ZM249 239H250V237H249ZM67 240H68V238H67ZM91 242L94 243V241H91ZM91 242H90V244H91ZM205 245H209L208 240H206ZM80 247H82V246H78L76 248L77 249L78 248L81 249ZM68 249H70V248H68ZM89 249H91V248H89ZM182 252L183 251H180V252H177L175 250L172 251V249H171V251L168 253V255L172 254L175 260H179V258H181V257L183 258V256H184L182 254ZM69 254H72V253H69ZM225 255L227 256V254H225ZM80 259L81 258H79V259L77 258L76 261H74L73 264H84V263H81L82 260H80Z\"/></svg>","mask_w":264,"mask_h":264}]
</instances>
